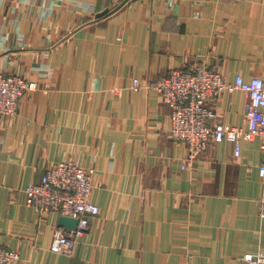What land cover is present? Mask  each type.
<instances>
[{"label":"crops","instance_id":"obj_1","mask_svg":"<svg viewBox=\"0 0 264 264\" xmlns=\"http://www.w3.org/2000/svg\"><path fill=\"white\" fill-rule=\"evenodd\" d=\"M0 0V73L37 91L0 118V246L16 264H247L264 254L260 140H209L191 168L170 110L146 86L204 63L264 81V0ZM114 10L96 18L104 10ZM133 80L138 91L131 89ZM245 96L207 106L245 129ZM93 171L99 209L71 257L50 251L59 216L24 206L47 167Z\"/></svg>","mask_w":264,"mask_h":264},{"label":"built area","instance_id":"obj_2","mask_svg":"<svg viewBox=\"0 0 264 264\" xmlns=\"http://www.w3.org/2000/svg\"><path fill=\"white\" fill-rule=\"evenodd\" d=\"M155 91L170 110V135L176 143L186 146L182 168H191L211 139L216 143L227 141L233 147V156L240 155L241 141L260 140L259 149L264 154V81L252 77L244 80L237 75L227 83L222 74L198 63L191 69H178L146 86ZM36 85L17 75L0 73V118L16 113L18 101L24 93L34 91ZM131 89L138 91L139 83L133 80ZM224 91L244 94L246 128L239 129L216 124L213 109L207 106ZM258 176L264 181V160L258 165ZM92 170L77 166L71 161L47 167L38 184L24 189V206L42 217L50 213L75 219V230L67 232L62 227L52 230L50 251L71 257L75 246L87 232L91 219L99 216V209L89 200ZM259 216L264 219V198L259 203ZM18 253L0 246V264H15ZM247 264H264V254L256 253L239 258Z\"/></svg>","mask_w":264,"mask_h":264},{"label":"water","instance_id":"obj_3","mask_svg":"<svg viewBox=\"0 0 264 264\" xmlns=\"http://www.w3.org/2000/svg\"><path fill=\"white\" fill-rule=\"evenodd\" d=\"M127 0H123L117 7H115V11L118 10ZM112 10V11H114ZM112 11L106 9L104 11H102L101 13H99L98 15H96V18H101V17H105L108 14H110ZM77 225V221L75 219L72 218H68V217H59L58 219V227H62L64 228L65 231L70 232L72 230H75Z\"/></svg>","mask_w":264,"mask_h":264},{"label":"rangeland","instance_id":"obj_4","mask_svg":"<svg viewBox=\"0 0 264 264\" xmlns=\"http://www.w3.org/2000/svg\"><path fill=\"white\" fill-rule=\"evenodd\" d=\"M6 75H14V74H6ZM17 76H19V75H17ZM21 77V76H20ZM23 78V77H22ZM28 80V79H27ZM30 81V80H29ZM31 82H33V81H31ZM35 85H36V89L34 90V91H30V92H27V93H33V92H35V91H37V84L35 83V82H33ZM25 94V93H24ZM23 94V95H24ZM18 103H19V101H18ZM18 108V107H17ZM17 111V110H16ZM16 114V113H15ZM14 114V115H15ZM13 115V116H14ZM12 117V116H11ZM2 118V117H1ZM85 169V168H84ZM90 170V169H89ZM92 184V183H91ZM92 189V188H91ZM89 228V227H88ZM15 252V251H14ZM17 253V252H16ZM20 259V258H19ZM19 262V261H18ZM16 264V263H15Z\"/></svg>","mask_w":264,"mask_h":264}]
</instances>
